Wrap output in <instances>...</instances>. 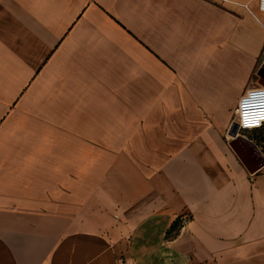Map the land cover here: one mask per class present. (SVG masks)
Returning a JSON list of instances; mask_svg holds the SVG:
<instances>
[{
	"label": "crops",
	"instance_id": "crops-1",
	"mask_svg": "<svg viewBox=\"0 0 264 264\" xmlns=\"http://www.w3.org/2000/svg\"><path fill=\"white\" fill-rule=\"evenodd\" d=\"M86 42L121 62L118 73H143L145 59L151 73H192L153 99L152 134L206 148L168 149L161 173L137 159L159 153L133 146L111 101L102 123L31 131L22 94L42 73L62 87ZM263 62L258 0H0V264H264V165L250 173L204 118L224 114L225 73H243L235 119L241 94L264 86ZM259 131L241 134L264 155ZM117 153L130 163L112 165Z\"/></svg>",
	"mask_w": 264,
	"mask_h": 264
},
{
	"label": "rangeland",
	"instance_id": "rangeland-1",
	"mask_svg": "<svg viewBox=\"0 0 264 264\" xmlns=\"http://www.w3.org/2000/svg\"><path fill=\"white\" fill-rule=\"evenodd\" d=\"M9 22L7 27L8 25L9 27L13 26L15 31H21L19 26L22 25L15 22V24L11 23L12 21ZM9 32L11 31H8V29L1 30L2 37L13 41L11 36H8ZM18 39L20 38H17L14 42L19 43ZM81 42L84 41L81 40ZM86 43L87 45L80 47L81 52L84 54L79 55V58L83 59L75 62L81 70L78 73H63L64 84L62 87L55 85L56 79H59V77L51 76L50 73L48 75L42 73L31 81L27 90L22 94L20 101L25 105V109L18 112H21V118L26 119L25 124L30 126L31 131L43 133L44 130H47L48 133H65L68 128L67 124H72L73 120H79L80 129H86L89 120L93 123H102L103 120L115 117L112 114L109 116L110 110H106V112L103 109L105 102L111 101L114 106L123 103V110L117 109L118 111L113 110L112 112H123V132L127 131L129 138H134L136 142L133 146L136 144L137 149H140L141 152L147 149L151 151L154 146V157L156 152L159 153L158 158H153L152 153L148 152L149 154L146 156L140 155L138 157L135 155L137 159H143V163H148L149 159L158 161L161 173L167 171L168 158L165 156H168L169 151L207 146V143L194 139L192 141H169L168 138L171 136H168L167 133H163L161 136H157L155 133L152 134V122L155 123L158 119L157 113L155 115L152 113L153 99L156 97V103H161L163 92L168 86L175 85L177 77L185 76L184 79L187 80L192 76V73H151L152 68L146 59L143 62L145 69L143 73L137 72L135 67L129 68L127 72L118 73L117 67L120 66L121 62L109 60L106 54L102 53V44H93L92 42L91 45H88L89 43ZM124 45L125 40L123 39ZM125 57L126 55L123 54V59ZM122 64L134 65V63L127 61ZM231 75L233 79L226 78ZM241 75L243 73H225L224 114L219 115L217 118L204 117L207 119L209 129L212 128V125H214V129H217L218 126L222 128L224 142L228 147V141L231 139L228 129L231 123L235 121L234 104L238 95L237 76ZM51 83H54V85H50ZM96 101H101V103L95 105ZM61 126H63V130L60 132L58 128ZM157 128L155 126V130ZM192 129L195 133L201 127L193 126ZM253 136L262 141L264 131H259ZM145 142L150 143L151 146L143 145ZM260 146L264 151V144L260 143ZM164 147L167 149H164ZM115 150H119V147ZM117 155L112 158V165H123L124 162L130 163L129 158L122 157L119 153ZM148 155H152V157L148 158ZM97 161H99L97 166H103V158L97 159ZM102 175L101 170L100 176L102 177Z\"/></svg>",
	"mask_w": 264,
	"mask_h": 264
},
{
	"label": "built area",
	"instance_id": "built-area-1",
	"mask_svg": "<svg viewBox=\"0 0 264 264\" xmlns=\"http://www.w3.org/2000/svg\"><path fill=\"white\" fill-rule=\"evenodd\" d=\"M259 1V8L264 11V0ZM237 130L263 128L264 129V86L247 88L239 97L235 109ZM118 264H128L119 260Z\"/></svg>",
	"mask_w": 264,
	"mask_h": 264
},
{
	"label": "water",
	"instance_id": "water-1",
	"mask_svg": "<svg viewBox=\"0 0 264 264\" xmlns=\"http://www.w3.org/2000/svg\"><path fill=\"white\" fill-rule=\"evenodd\" d=\"M261 71H264V62ZM258 74L260 77H264V73L260 72ZM261 84L264 85V81ZM228 134L231 136V139L228 141L229 146L250 173L255 172L264 165V155L252 140L238 132L236 121L231 123Z\"/></svg>",
	"mask_w": 264,
	"mask_h": 264
}]
</instances>
